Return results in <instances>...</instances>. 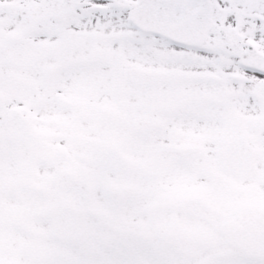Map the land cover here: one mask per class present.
I'll list each match as a JSON object with an SVG mask.
<instances>
[{
	"label": "snow or ice",
	"instance_id": "obj_1",
	"mask_svg": "<svg viewBox=\"0 0 264 264\" xmlns=\"http://www.w3.org/2000/svg\"><path fill=\"white\" fill-rule=\"evenodd\" d=\"M0 264H264V0H0Z\"/></svg>",
	"mask_w": 264,
	"mask_h": 264
}]
</instances>
